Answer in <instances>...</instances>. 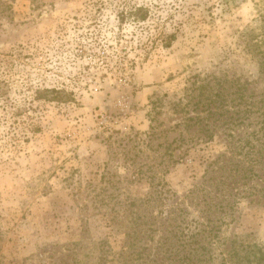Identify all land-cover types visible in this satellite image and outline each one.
Returning a JSON list of instances; mask_svg holds the SVG:
<instances>
[{
    "label": "rangeland",
    "instance_id": "1",
    "mask_svg": "<svg viewBox=\"0 0 264 264\" xmlns=\"http://www.w3.org/2000/svg\"><path fill=\"white\" fill-rule=\"evenodd\" d=\"M0 264H264V0H0Z\"/></svg>",
    "mask_w": 264,
    "mask_h": 264
},
{
    "label": "trees",
    "instance_id": "2",
    "mask_svg": "<svg viewBox=\"0 0 264 264\" xmlns=\"http://www.w3.org/2000/svg\"><path fill=\"white\" fill-rule=\"evenodd\" d=\"M144 17H142V19H143ZM260 152H261V150H259ZM259 151H256V153L258 154L259 153Z\"/></svg>",
    "mask_w": 264,
    "mask_h": 264
}]
</instances>
